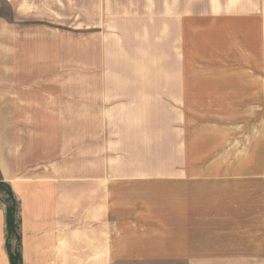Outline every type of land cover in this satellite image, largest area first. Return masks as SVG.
Listing matches in <instances>:
<instances>
[{"label": "crops", "instance_id": "crops-1", "mask_svg": "<svg viewBox=\"0 0 264 264\" xmlns=\"http://www.w3.org/2000/svg\"><path fill=\"white\" fill-rule=\"evenodd\" d=\"M0 184V264H264V0H0Z\"/></svg>", "mask_w": 264, "mask_h": 264}, {"label": "rangeland", "instance_id": "rangeland-1", "mask_svg": "<svg viewBox=\"0 0 264 264\" xmlns=\"http://www.w3.org/2000/svg\"><path fill=\"white\" fill-rule=\"evenodd\" d=\"M160 27V37H158V32L153 30L152 20L146 21L144 34L146 77H170L176 74L175 56L178 43L175 38V30L168 21H161ZM194 27L196 29L193 37V77L220 76L222 71L217 70L215 66H212L211 69L207 63L208 59H202L203 54L207 56L215 50L217 39H210L208 44H203L200 40V20L194 21ZM220 44L223 45V39L220 40ZM213 60L216 61L217 59L214 58ZM4 185L0 184V208L9 207L10 204L13 207L16 206L8 187ZM7 217L9 219L10 213Z\"/></svg>", "mask_w": 264, "mask_h": 264}]
</instances>
